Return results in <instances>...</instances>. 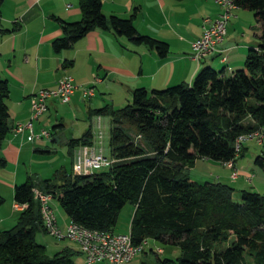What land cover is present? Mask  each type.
Wrapping results in <instances>:
<instances>
[{
  "label": "trees",
  "instance_id": "trees-1",
  "mask_svg": "<svg viewBox=\"0 0 264 264\" xmlns=\"http://www.w3.org/2000/svg\"><path fill=\"white\" fill-rule=\"evenodd\" d=\"M4 1L0 37L20 29L17 23L3 26ZM232 1L236 7L226 28L239 7L254 13L261 30L259 46L249 49L244 66L232 74L204 66L192 84L152 92L137 88L128 105L97 109V114L112 117L110 153L116 162L92 175L59 170L54 178L29 177L16 185L15 201L26 208L14 227L0 230V264H74L78 252L66 247L50 256L38 242V232L47 230L34 187L52 194L70 219L92 229L115 230L122 209L133 204L135 245L149 238L181 249L177 262L167 258L160 260L163 264H264V194L224 182H199L189 173L199 159L235 162L246 149L236 150L237 138L264 127V0ZM216 4L220 14L226 12ZM79 7L80 20H59L63 35L52 41L56 52L70 49L96 29L114 30L162 58L170 52L166 41L138 32L134 20L139 7L128 18L107 16L103 0H79ZM8 97V82L0 75V147L12 131ZM92 143L87 132L69 146ZM255 162L264 170L263 156ZM5 165L0 157V167ZM4 202L0 196V208Z\"/></svg>",
  "mask_w": 264,
  "mask_h": 264
},
{
  "label": "crops",
  "instance_id": "crops-1",
  "mask_svg": "<svg viewBox=\"0 0 264 264\" xmlns=\"http://www.w3.org/2000/svg\"><path fill=\"white\" fill-rule=\"evenodd\" d=\"M72 1L78 3V0H5L2 6L3 26L20 25L18 31L0 37V75L9 86L7 104L12 128L17 122L30 120L32 95L41 89L55 88L62 75H73L81 85L68 103L50 100L48 111L35 121L36 133L50 127L52 136L32 140L29 131L18 135L11 131L2 142L0 157L6 160V165L0 167V195L7 197L8 203L0 208V225L6 222L9 228L17 224L26 208L15 201L16 185L25 183L29 177L50 179L48 177L55 176L59 170L73 171L75 151L81 145L72 148L69 141L91 132V146L102 147L106 155H112L104 147L107 129L111 139L112 117L97 114V109L106 106L119 109L128 105L137 88L152 92L182 82L192 84L204 66L225 68L232 74L244 66L249 49L258 48L260 43L261 30L254 13L238 7L228 22L227 36L218 52L200 63L193 56L192 43L203 33L204 17L220 14L221 7L216 0H103L107 16L128 18L133 9L139 7L134 20L136 29L141 34L166 41L170 45L168 55L162 58L156 50L134 44L111 29L93 30L70 49L56 52L52 41L63 35L59 20L73 22L82 18L79 5ZM222 56L227 60L223 61ZM96 77L101 81L95 82ZM90 86L94 88V96L85 98L83 88ZM83 115L88 117V122L78 118ZM94 123L100 128L104 126V132L97 130ZM254 144L260 148L259 153L256 147L247 151L246 145L243 159L234 162L240 174L237 179L231 178L233 169L224 162L209 159L198 160L205 164L200 176L192 174L198 161L189 169L190 176L199 182H224L237 190L248 188L264 194V170L254 161L261 155L264 162V145ZM250 157L254 160H249ZM258 166L260 171L256 169ZM250 175L251 180H248ZM51 205L58 225L65 230L70 218L57 198ZM131 229L132 218L127 231ZM158 242L150 245L151 252ZM73 244L67 248L78 252L73 258L74 264H87L78 246ZM139 256L127 264H139L142 260ZM100 263L110 264H94Z\"/></svg>",
  "mask_w": 264,
  "mask_h": 264
},
{
  "label": "built area",
  "instance_id": "built-area-1",
  "mask_svg": "<svg viewBox=\"0 0 264 264\" xmlns=\"http://www.w3.org/2000/svg\"><path fill=\"white\" fill-rule=\"evenodd\" d=\"M217 2L227 9L225 13L220 14L215 19L209 17L204 19L203 33L192 43L193 56L198 62H201L202 58L206 59L210 54L218 52L219 46L226 38V20L230 15L231 8L236 7V4L232 0H217ZM222 60L226 61L227 57L222 56ZM99 81L101 79L96 77L95 82ZM80 87L81 85L76 83L73 75L67 73L61 76L55 88L39 90L30 99V120L27 122H17L12 128L13 133L18 135L29 131L32 133V140L36 137L52 136V129L45 127L41 128L39 133H36L34 129L35 121L39 120L48 111V102L50 100L56 99L59 102L68 103L76 89ZM83 96L85 98L94 96V88L91 86L83 88ZM242 136L243 145L246 142L256 143L260 146L264 145V127ZM100 138H102L101 135ZM114 162H116L115 157L106 155L102 147L98 149L91 145H81L75 151L73 173L75 175H92L102 169L111 167ZM225 164L230 168H234V162L228 161ZM239 176L238 169L234 168L231 175L232 179H237ZM251 177V175L248 176V180H251ZM33 193L34 197L40 202L41 212L44 213V225L47 226V232L53 237L67 239L75 243L84 255L87 264L97 262L127 264L137 255L141 254L146 249V246L149 245V238L146 239L145 247L135 245L131 231L117 232L115 230L92 229L72 219L67 223L66 229L62 230L58 225L55 210L51 205L53 195L44 192L38 187L33 188ZM156 251L158 254L164 253L163 248H156Z\"/></svg>",
  "mask_w": 264,
  "mask_h": 264
},
{
  "label": "rangeland",
  "instance_id": "rangeland-1",
  "mask_svg": "<svg viewBox=\"0 0 264 264\" xmlns=\"http://www.w3.org/2000/svg\"><path fill=\"white\" fill-rule=\"evenodd\" d=\"M72 3L73 4H76V5H79V0H78V3H75L74 1H72ZM213 54H215V53H212V54L209 55V58L210 59H211L210 56L213 55ZM203 61H205L204 58L201 59V62H203ZM78 118L80 120H83L84 122H88V117L85 116V115H83V117H81V118L80 117H78ZM94 126L99 131H103L104 132V130H105L104 126H103L104 130H103L102 125H101V128H100L97 123H94ZM126 126L128 127V125H126ZM49 128L50 127H48V129ZM131 130L133 132V135H136L135 130L132 129V128H131ZM106 132H107V135H106V138H105L104 147L106 148V152L108 153V152H111V148H110V140L111 139L109 137V129H107ZM110 134H111V131H110ZM246 145L248 147L247 148V151H249V150H255L257 148L258 149V153L260 152V148L257 147V146H254L255 145L254 143H252V142H246L245 145H244V147H246ZM60 152H61V150H60ZM239 159H243V157H240ZM249 160H254V159H252L250 157ZM204 166H205V164L203 162L198 161V163L196 164V166L192 169V174H195L196 176H200L201 175V171H203L202 168ZM256 169L258 171H260V167L259 166ZM206 172H208V170ZM54 177L55 176L48 177V178H54ZM197 178L200 179V177H197ZM0 196L3 197L4 200H5L4 206L7 205V203H8L7 202V197H4L2 195H0ZM133 212H134L133 211V204H127L122 209L121 214H120V218L118 220V224L116 226V231L117 232H120V231L121 232H123V231L124 232H128L127 230H128L129 222H130V220H131V218L133 216ZM9 229L10 228L7 226V223L6 222L1 223V225H0V230L1 231H6V230H9ZM37 240H38L39 243L44 244L46 246L47 253L50 256H55L58 252L62 251L66 247H69V246L74 245L72 241L67 240V239H63V240L56 239L53 236H51L49 233L45 232L44 230L38 232V234H37ZM153 243H156V241H154L153 239H150L149 245L146 246V249L143 252H141V254L139 256V257H142V260H140V263L139 264H163L160 260H164V259H167V258L177 262L178 259L181 257L182 251L180 250L179 247H176L174 245L167 244V243H164V242H160V241L157 243V245H154V248H155L154 252H151L149 250V247H150V245H153ZM156 248H163L164 251H165V253L158 254L157 251H156ZM176 249H179V252H176ZM78 260H80V259H78ZM79 264H85V263L84 262H81ZM100 264H102V263H100Z\"/></svg>",
  "mask_w": 264,
  "mask_h": 264
},
{
  "label": "bare ground",
  "instance_id": "bare-ground-1",
  "mask_svg": "<svg viewBox=\"0 0 264 264\" xmlns=\"http://www.w3.org/2000/svg\"><path fill=\"white\" fill-rule=\"evenodd\" d=\"M252 132H254V131H252ZM252 132H250V133H252ZM242 145H243V136L241 135L236 140V150H241ZM41 213H42V217H43V221H44V213L43 212H41ZM45 228L47 230L46 225H45ZM145 245H146V241H143L140 245H138V247H145Z\"/></svg>",
  "mask_w": 264,
  "mask_h": 264
}]
</instances>
